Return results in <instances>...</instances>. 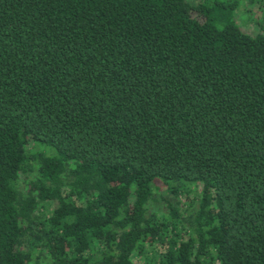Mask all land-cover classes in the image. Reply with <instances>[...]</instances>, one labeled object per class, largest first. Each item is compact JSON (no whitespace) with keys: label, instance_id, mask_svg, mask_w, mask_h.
I'll return each instance as SVG.
<instances>
[{"label":"trees","instance_id":"obj_1","mask_svg":"<svg viewBox=\"0 0 264 264\" xmlns=\"http://www.w3.org/2000/svg\"><path fill=\"white\" fill-rule=\"evenodd\" d=\"M263 30L264 0H0V264H264Z\"/></svg>","mask_w":264,"mask_h":264},{"label":"rangeland","instance_id":"obj_2","mask_svg":"<svg viewBox=\"0 0 264 264\" xmlns=\"http://www.w3.org/2000/svg\"><path fill=\"white\" fill-rule=\"evenodd\" d=\"M252 5V4H251ZM250 6H248V8H249ZM251 11L253 12V18L251 17V19H247V22L246 23H241L240 21H242L241 20V18H239V19H236L237 20V23L240 25V27L243 29V30H245V31H247V32H255L256 30H257V27H256V23H255V19H254V17H256L258 14H259V11L258 10H256L255 8H252L251 7ZM238 10H239V12H242L243 11V14L245 15V14H248V11H246V10H244L243 9V6L242 5H240V7L238 8ZM249 13H250V11H249ZM245 16H247V15H245ZM263 33H264V30H263Z\"/></svg>","mask_w":264,"mask_h":264}]
</instances>
